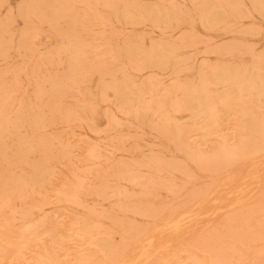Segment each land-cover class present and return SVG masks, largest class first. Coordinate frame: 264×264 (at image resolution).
<instances>
[{"label":"bare ground","instance_id":"6f19581e","mask_svg":"<svg viewBox=\"0 0 264 264\" xmlns=\"http://www.w3.org/2000/svg\"><path fill=\"white\" fill-rule=\"evenodd\" d=\"M257 153L264 0H0V264H147L220 200L212 180L172 212L154 200L178 199L171 174L195 187L187 167L246 160L254 180ZM180 253L230 264L233 249Z\"/></svg>","mask_w":264,"mask_h":264},{"label":"rangeland","instance_id":"374dc122","mask_svg":"<svg viewBox=\"0 0 264 264\" xmlns=\"http://www.w3.org/2000/svg\"><path fill=\"white\" fill-rule=\"evenodd\" d=\"M262 46L263 44L259 42L254 44L255 48ZM203 60L212 62V57ZM225 133L232 134L230 130ZM190 141L195 142L196 139L191 138ZM203 146L205 145H199L201 148H204ZM244 162L247 161L243 160L232 164L225 174L199 172L200 176L194 167H187L191 173H196L198 176L195 187L184 183L180 172L175 171L171 174L174 182L183 185L178 199L173 200L169 194L159 193L154 200L168 205L172 212L183 211L186 205L195 200L194 196L199 190V186L205 190L212 180L218 185L217 197L220 200L215 203H206L202 207L205 214L197 221L182 225L175 233H166L163 239L170 241L169 250L166 253L156 254L147 264L174 262L175 255L176 260L180 261L179 264H184L185 254L180 253L181 250L187 248L191 243L202 245L208 240L211 248L216 252L223 253L233 249L230 264H264V237H257L262 226L264 227V153L254 154L253 160L249 162L253 172L259 173L257 179H249V164ZM226 176L230 178L231 182H225ZM145 177L148 178L147 183L151 181L168 183L164 172H156L153 175L146 174ZM229 219L233 220L235 228H224ZM146 226L150 227L151 225ZM245 228H249L252 233L250 238H244L243 230ZM162 242L160 238L154 240V248L159 247ZM74 251L73 248L68 249L70 254ZM82 253L84 252L82 251Z\"/></svg>","mask_w":264,"mask_h":264}]
</instances>
